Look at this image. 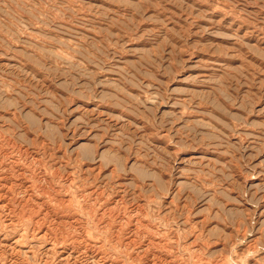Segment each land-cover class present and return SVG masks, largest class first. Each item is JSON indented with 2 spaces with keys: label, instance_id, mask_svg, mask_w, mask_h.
Segmentation results:
<instances>
[{
  "label": "rangeland",
  "instance_id": "1",
  "mask_svg": "<svg viewBox=\"0 0 264 264\" xmlns=\"http://www.w3.org/2000/svg\"><path fill=\"white\" fill-rule=\"evenodd\" d=\"M0 210V264H264V0H0Z\"/></svg>",
  "mask_w": 264,
  "mask_h": 264
},
{
  "label": "bare ground",
  "instance_id": "2",
  "mask_svg": "<svg viewBox=\"0 0 264 264\" xmlns=\"http://www.w3.org/2000/svg\"><path fill=\"white\" fill-rule=\"evenodd\" d=\"M219 12V11H218ZM215 14V13H214ZM219 14V13H218ZM220 16V15H219ZM229 17V16H228ZM227 23V22H226ZM233 23V22H232ZM236 23V22H235ZM218 25V24H217ZM237 25V24H236ZM261 39V38H260ZM5 175V174H4ZM9 180V179H8ZM16 181V180H15ZM30 191V190H29ZM21 195V194H20ZM42 198V197H41ZM40 200V199H39ZM120 201V200H119ZM6 207H7V205H6ZM8 208V207H7ZM1 211V210H0ZM86 214V213H85ZM78 217H80V216H78ZM81 218V217H80ZM73 223V222H72ZM88 224V223H87ZM32 225V224H31ZM76 225V224H75ZM85 225V224H84ZM31 228V227H30ZM6 232H8V231H6ZM11 232V231H10ZM13 233V232H12ZM29 233V232H28ZM99 235V234H98ZM244 239V238H243ZM32 242V241H31ZM47 243V242H46ZM29 244V243H28ZM28 244H27V246H28ZM13 246H14V244H13ZM84 247V246H83ZM25 248V247H24ZM66 248V247H65ZM68 249V248H67ZM89 250V249H88ZM109 250V249H108ZM111 250V249H110ZM231 250H234V249H231ZM64 253V252H63ZM55 254V253H54ZM76 254V253H75ZM234 254V253H233ZM123 255V254H122ZM91 258V257H90ZM124 258V257H123ZM245 261H246V259H245ZM118 263V262H117ZM232 263H234L233 261H232ZM241 263V262H240ZM116 264V263H115ZM126 264V263H125Z\"/></svg>",
  "mask_w": 264,
  "mask_h": 264
}]
</instances>
